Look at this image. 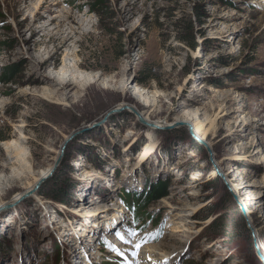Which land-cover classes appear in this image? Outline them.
<instances>
[{
    "label": "rangeland",
    "instance_id": "374dc122",
    "mask_svg": "<svg viewBox=\"0 0 264 264\" xmlns=\"http://www.w3.org/2000/svg\"><path fill=\"white\" fill-rule=\"evenodd\" d=\"M0 6V175L21 169L12 140L36 171L55 169L30 191L18 183L1 193L0 264H263L264 0ZM66 53L85 86L58 81ZM246 77L258 86L214 100L218 116L207 111L213 84L236 87ZM187 110L214 162L191 124H178ZM157 182L169 204L148 199L140 208L137 198ZM222 215L230 229L212 227ZM183 217L189 230L175 222Z\"/></svg>",
    "mask_w": 264,
    "mask_h": 264
},
{
    "label": "bare ground",
    "instance_id": "6f19581e",
    "mask_svg": "<svg viewBox=\"0 0 264 264\" xmlns=\"http://www.w3.org/2000/svg\"><path fill=\"white\" fill-rule=\"evenodd\" d=\"M44 29H45V27H44ZM44 63L47 64V62H44ZM73 66H74V68H78L77 63L74 64V58L73 57L71 58V54L68 55V53H66L64 55V57H63V64H62V66H61V68L59 70V74H63V75L62 76L61 75L60 76H56L58 78V81H60L61 85L63 84V86H62L63 88H68L69 87L70 89H73L75 86L80 88V86L83 87V86L86 85L85 82H88V79L86 77L85 78L82 77L83 75H81V77H80L79 74H76L74 71H71ZM43 80L46 81L47 83H49V85L53 84V82L50 81V80H47V79H43ZM93 80H94V78H93ZM244 82H245V84L236 85V87L231 86V85L228 86V87H222V88L218 87V86L214 87V89H212V92H213L212 99H211L210 102L206 103V105H205V106H207V111L218 116V115H220L221 112L216 111V104H215L214 100H226V99L230 98L231 96L240 97L242 93L239 92V90H238L239 88H241V87H250L251 85H254L255 87L258 86V83H255V80L251 79L250 77H246ZM71 85H73V86L71 87ZM129 94H130V91H128L126 93L127 97H128ZM52 96H54V95H50L49 97H52ZM146 101H147V99H146ZM147 102H149V101H147ZM195 114L193 112L187 110V111H185L182 114L181 121H184V122H186L188 124L193 125L194 133L198 134L201 139L205 140V135L204 134H199V129L201 128L202 125L200 126L199 123L195 122L196 121ZM8 152H9L10 158H12L11 162H14V163H17V164L19 163L20 166H21L20 167L21 169H19V170L15 169L14 171H12L13 173L10 176H8V177H1V175H0V195H2L1 193L3 191H5V189L7 190L11 186L13 187L14 185H16L18 183H20L21 185H26L28 191H30V190L34 189V187L41 180H44L47 177H49V175H50L52 170L53 171L55 170L54 169V163H53V164H51L50 166H48L46 168H42L41 170L36 171V169H35L36 165H34L32 163V161L30 160V156H29L26 148L23 147L22 143L18 142L17 140H12L8 144ZM143 156H144V153L141 154V158ZM216 166L223 173V171L219 167L218 163L216 164ZM86 170H87V168H86ZM223 174L226 176V178L228 180L227 175L225 173H223ZM92 175H93V173H89L88 171H86V173L83 175V177L87 181H91L90 179H92ZM232 187H234V186L232 185ZM94 189H95V187H94ZM234 191L237 192V189L235 187H234ZM86 196L87 195L84 196L85 201H87L89 199L88 197L86 198ZM167 197H168L167 195H161L160 197L155 199L154 200L155 201V205L154 206H156V205H158V206H166V205H168L169 202L167 200ZM50 212L54 213V211H50ZM177 214L181 215L180 212H178ZM188 220H189L188 218L183 217V218H181V220L175 221V222H178V224H180V226H185L184 227L185 230H189L188 228H186V225H188V224L185 223V221H188ZM98 226H100V225L98 224ZM256 234H257V230L255 229L254 235L256 236ZM255 242H256V239H255ZM118 244L120 245L121 242H118ZM100 250H101V248H100ZM88 254H89L88 255L89 259L88 260H96L97 259V258H93V256L97 257V255H98L97 251H92V252H89ZM90 256H91V258H90ZM88 262L89 261H86V264H91L90 263L91 261L89 263Z\"/></svg>",
    "mask_w": 264,
    "mask_h": 264
},
{
    "label": "trees",
    "instance_id": "16d2710c",
    "mask_svg": "<svg viewBox=\"0 0 264 264\" xmlns=\"http://www.w3.org/2000/svg\"><path fill=\"white\" fill-rule=\"evenodd\" d=\"M0 16H1V17H4V16H5V14H4V12H3L1 6H0ZM120 54H123V51L120 52ZM233 81H234V80H233ZM213 85H215V86L218 85V86H219V84H213ZM0 139H4V137H0ZM224 191L226 192L227 195H229V196L231 197V194H230V192L226 189V187H224ZM161 195H168V192H167V190H166V183H165V182H157V183L153 184V185L149 188L148 193H146V194H142V195L140 196V198H137V201L142 202V204L139 205L140 208H146L147 200H148V199H150V200H155V199H157L158 197H160ZM236 208H237V207H236ZM220 209H223V208H220ZM220 209H219V208H217V209L215 208V210H213V211L211 212V214H216V213H218ZM236 211L239 212V209L237 208ZM240 217H241V220H242L243 218H242L241 214H240ZM217 222H219V223L217 224ZM241 222H242V223H241L240 226L244 229V231H246V233H249V232H248V229H247V227H246V225H245L244 222H243V220H242ZM212 223H213V226H212V227L219 225L220 230H223V229L225 230V228L230 229V227H231V222H230V221L228 222V220H227V216H226V215H222V216H221V222L218 221V220H217V221L214 220ZM216 224H217V225H216ZM248 237H249V236H248Z\"/></svg>",
    "mask_w": 264,
    "mask_h": 264
},
{
    "label": "water",
    "instance_id": "95a60500",
    "mask_svg": "<svg viewBox=\"0 0 264 264\" xmlns=\"http://www.w3.org/2000/svg\"><path fill=\"white\" fill-rule=\"evenodd\" d=\"M179 125H187L188 123L184 122V121H180L178 123ZM191 130L193 129V127L190 125ZM196 139L205 147V149L207 150V152L209 153L210 159L214 162L213 160V152L211 150V147L209 146V144L207 143V141L199 138L196 136ZM58 165V164H57ZM215 165V169L216 172L219 176H221V178L224 180L225 185L227 186V188L229 189V191L233 194L235 201L239 204V206L241 207V211L243 213V215L246 218L247 221V225L249 227V229L251 230L253 236H254V231L255 229L253 228V226L250 224L249 222V218L247 216V210L246 207L244 206V204L242 203V201L240 200L239 196L234 192L233 187L231 186L230 182L227 180L226 176L217 168L216 163H214ZM258 256L260 257L259 252L257 251ZM262 263L264 264V260L262 261Z\"/></svg>",
    "mask_w": 264,
    "mask_h": 264
},
{
    "label": "snow or ice",
    "instance_id": "6c2138e0",
    "mask_svg": "<svg viewBox=\"0 0 264 264\" xmlns=\"http://www.w3.org/2000/svg\"><path fill=\"white\" fill-rule=\"evenodd\" d=\"M140 245H137V247H139Z\"/></svg>",
    "mask_w": 264,
    "mask_h": 264
}]
</instances>
